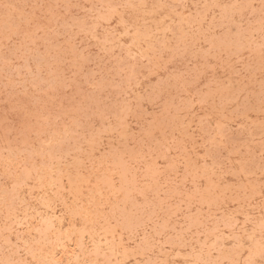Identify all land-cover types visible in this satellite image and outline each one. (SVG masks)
Segmentation results:
<instances>
[{"label":"rangeland","instance_id":"rangeland-1","mask_svg":"<svg viewBox=\"0 0 264 264\" xmlns=\"http://www.w3.org/2000/svg\"><path fill=\"white\" fill-rule=\"evenodd\" d=\"M18 1L0 264H264V0Z\"/></svg>","mask_w":264,"mask_h":264},{"label":"bare ground","instance_id":"bare-ground-1","mask_svg":"<svg viewBox=\"0 0 264 264\" xmlns=\"http://www.w3.org/2000/svg\"><path fill=\"white\" fill-rule=\"evenodd\" d=\"M29 1H30V0H29ZM31 1H32V0H31ZM33 1H34V0H33ZM33 1H32V2H33ZM40 1H41V0H40ZM18 2H20V0H19ZM41 2H42V1H41ZM22 4H23V2H22ZM128 5H129V4H128ZM138 5H140V4H138ZM141 5H142V4H141ZM144 5H145V4H144ZM130 6L132 7L133 5H130ZM14 7H16V6H14ZM17 7H18V5H17ZM132 8H133V7H132ZM135 8H136V7H135ZM17 9H18V8H17ZM20 9H21V8H20ZM20 9H18V10L20 11ZM131 10H132V9H131ZM143 12L146 13V11H143ZM55 13H56V12H55ZM121 13H123V12H121ZM51 14H52V13H51ZM164 14H165V13H164ZM53 16H54V15H53ZM134 16H135V15H134ZM137 17L139 18L140 16H137ZM24 18H26V17H24ZM48 18L50 19V17H48ZM52 18H53V17H52ZM134 18H135V17H134ZM140 18H142V17H140ZM53 19H54V18H53ZM47 20H48V19H47ZM55 20H56V18L54 19V21H55ZM51 21H53V20L51 19ZM54 21H53V22H54ZM49 22H50V21H49ZM66 22H67V21H66ZM143 22H145L144 19H143ZM8 23H9V22H8ZM3 24H4V23H3ZM5 24H6V23H5ZM10 24H11V23H10ZM49 24H50V23H49ZM11 25H12V24H11ZM2 26H4V25H2ZM0 27H1V26H0ZM4 27H5V26H4ZM4 27H3V28H4ZM46 27H47V26H46ZM7 28H8V27H6V29H7ZM12 31H13V30H12ZM66 31H68V30H66ZM137 31H139V30H137ZM8 32H9V31H8ZM27 32H29V31H27ZM27 32H26V33H27ZM30 32H31V31H30ZM6 34H7V33H6ZM13 34H15V32H14ZM21 35H23V34H21ZM13 36H16V34L13 35ZM30 36H31V35H30ZM30 36H29V37H30ZM8 37H10V36H7V38H8ZM23 37H24V36H23ZM31 38H32V37H31ZM9 39H10V38H9ZM9 39H7V40H9ZM32 39H33V38H32ZM22 41H23V40H22ZM30 41H31V40H30ZM30 41H29V42H30ZM12 42H13V41H12ZM62 42H63V41H62ZM62 42H61V43H62ZM19 43H20V42H19ZM24 43L26 44L27 42H24ZM61 43H60V44H61ZM10 44H12V43H10ZM25 44H24V45H25ZM2 45H3V44H2ZM19 45H20V44H19ZM17 46H18V45H16V47H17ZM60 46H61V45H60ZM1 47H2V46H1ZM11 47H13V46H11ZM16 47H15V48H16ZM21 47H22V46H21ZM23 47H24V46H23ZM15 48H14V50L16 51L17 48H16V49H15ZM8 49H9V47H8ZM11 50H12V49H11ZM18 50H19V49H18ZM15 51H14V52H15ZM23 51H25V49H24ZM26 51H27V50H26ZM26 51H25V52H26ZM8 52H10V49L8 50ZM27 52H28V51H27ZM3 53H4V52H3ZM3 53H2V55H3ZM11 53H12V51H11L9 54L11 55ZM21 53H22V52H21ZM29 53H30V52H29ZM0 54H1V53H0ZM5 54H6V53H5ZM23 54L25 55L24 52H23ZM30 54H31V53H30ZM14 55H15V53H14ZM14 55H13V56H14ZM0 56H1V55H0ZM7 56H8V55H7ZM16 56H17V55H16ZM26 56H27V55H26ZM11 57H12V56H10V59H11ZM31 57H33V56H31ZM1 58H4V57L1 56ZM5 58H6V57H5ZM5 58H4V59H5ZM8 58H9V57H8ZM8 58H7V59H8ZM7 59H5L4 61L7 62ZM21 59H23V58L21 57ZM16 60H17V59H16ZM26 60L28 61L27 58H26ZM26 60H25V58H24L23 64L25 63ZM34 60H35V59H34ZM27 63H29V61H28ZM15 64H16V66H17V63H15ZM15 64H14V65H15ZM18 64H19L18 66L21 65V63H18ZM26 65H27V64H26ZM26 65H25V66H26ZM57 133H59V132H57ZM57 133H55V134H57ZM53 134H54V133H53ZM59 134H60V133H59ZM39 179H40V178H39ZM44 179L47 180L48 178H43V180H44ZM43 180L40 181V182L43 183V182H44ZM47 181L50 182L51 180H47ZM45 182H46V181H45ZM51 182H52V181H51ZM46 183H47V182H46ZM46 183L43 184V185H48V184H49V183H48V184H46ZM41 185H42V184H41ZM43 185H42V187L44 188ZM52 185H53V184H52ZM48 186H49V185H48ZM46 187H47V186H46ZM43 188H42V189H43ZM49 188H50V187H49ZM51 188L53 189V187H51ZM42 189H41V187L39 188V190H42ZM47 190H48V189H47ZM47 190H46V192H47ZM49 190H50V189H49ZM49 190H48V191H49ZM50 191H51V190H50ZM37 192H38V191H37ZM41 192H42V191H41ZM44 192H45V191H43L42 193H44ZM46 192H45V193H46ZM53 192H54V191H53ZM42 193H39V192H38V194H40V195H41ZM54 193H55V192H54ZM49 194H50V193H49ZM55 195H56V194H55ZM57 197L60 198L59 196H57ZM36 201H38V200H36ZM47 201H48V200H46V202H47ZM38 202H39V201H38ZM33 204H34V203H33ZM39 204H40V202H39ZM48 206H49V204H48ZM33 207H34V205H33ZM49 210H50V209H49ZM51 210H52V209H51ZM73 210L75 211V209H73ZM52 211H53V210H52ZM53 212H54V211H53ZM45 214L48 215L47 213H45ZM51 215H52V214H51ZM53 216H54V215H53ZM55 216H57V215H55ZM62 216H63V215H62ZM62 216H61L60 218H62ZM46 217H47V216H46ZM72 217H73V216H72ZM20 218H21V217H20ZM47 218H49V216H48ZM56 218H57V217H56ZM56 218H55V220H56ZM68 218H69V217H68ZM18 219H19V218H18ZM53 219H54V218H53ZM53 219H52V220H53ZM69 219H71V218H69ZM22 220H23V219H22ZM24 220H25V217H24ZM48 220H49V219H48ZM58 220H59V217H58ZM58 220H57V221H58ZM19 221H20V219L18 220V222H19ZM50 221H51V220H49V222H50ZM57 221H56V222H57ZM69 221H70V220H69ZM18 222H17V223H18ZM25 223H26V222H25ZM50 223H52V225H55V224H53V222H50ZM59 224H61V221H60ZM20 225H21V224H20ZM23 226H25L24 223H23ZM27 226H28V224L26 225V227H27ZM27 228H28V227H27ZM63 233H64V232H63ZM101 234H102V233H101ZM101 234H100V236H101ZM57 235H58V237H56V238H60V237H62V236H59V234H57ZM60 235H62V234H60ZM64 235H65V234H64ZM97 235H98V234H97ZM97 235H96V236H97ZM68 236H69V237H67V238H70V235H69V234H68ZM71 236H72V235H71ZM92 236H95V235H92ZM21 237H23V236L21 235ZM24 237H26V236H24ZM81 237H82V235H81ZM89 237H91V236H89ZM101 237H103V235H102ZM91 238H92V237H91ZM25 239H26V238H25ZM81 239H84V237H82ZM88 239H89V238H88ZM99 239H100V238H98V240H99ZM58 240H60V239H58ZM61 240H62V239H61ZM66 240H67V242H68V239H66ZM91 240H92V239H91ZM28 241H29V240H28ZM78 241H79V239H78ZM94 241H95V240H94ZM100 241H102V240H100ZM100 241H99V243H100ZM24 242H25V241H24ZM58 242H59V241H58ZM61 242H62V241H60L59 245L61 244ZM79 242H83V241H79ZM29 243H30V241H29ZM48 243L50 244V246L52 245V243H50V242H48ZM48 243H47V244H48ZM54 243H55V242H54ZM54 243H53V244H54ZM83 243H84V242H83ZM87 243H88V242H87ZM99 243H98V244H99ZM104 243H106V241H105ZM49 244H48V245H49ZM55 244H56V243H55ZM55 244H54V246H55ZM89 244H90V242H89ZM89 244H88V245H89ZM93 244H94V243H93ZM93 244H92V245H93ZM102 244H103V243H102ZM24 245H25V243H24ZM27 245H28V244H27ZM85 245L87 246V244H85ZM45 246H46V244H45ZM54 246H53V247H54ZM56 246L58 247V245H56ZM61 246H62V244H61ZM63 246H64V245H63ZM65 246H66V245H65ZM95 246H96V248H97V245H94V247H95ZM47 247H49V246H47ZM57 247H55V248H57ZM59 247H60V246H59ZM91 247H92V249L94 248L93 246H91ZM26 248H28V246H27ZM31 248H32V247H31V244H30V250H32ZM51 248H52V247H51ZM62 248H63V247H62ZM87 248H88V247H87ZM96 248H94V249H96ZM28 249H29V248H28ZM33 249H34V248H33ZM47 249H48V248H47ZM64 249H65V248H64ZM97 249H99V248H97ZM52 250H53V249H52ZM52 250H51V251H52ZM66 250H67V249H66ZM99 250H100V249H99ZM26 251H27V250H26ZM28 251H29V250H28ZM28 251H27V252H28ZM64 251H65V250H63V253H64ZM67 251H68V250H67ZM29 252H30L29 254H31V255L33 254L32 257L36 254V253L34 254V252H36V251H34V250H32L33 253H32L31 251H29ZM49 252H50V248H49ZM10 253H12V252H10ZM47 254H48V256L51 255V254H49V253H47ZM47 254H46V255H47ZM64 254H66V253H64ZM67 254H68V253H67ZM71 254H72V253H71ZM12 255H13V254H12ZM36 255H37V254H36ZM62 255H63V254H62ZM68 255H70V254H68ZM72 255H74V254H72ZM72 255H71V258H72ZM41 256H43V255H41ZM54 256H55V255H54ZM63 256H65V255H63ZM74 256H75V255H74ZM34 257H35V256H34ZM34 257H33V258H34ZM44 257L46 258L47 256H44ZM44 257H43V259H44ZM41 258H42V257H41ZM49 258H50V257H49ZM52 258H53V257H52ZM52 258H50L49 261H52V264H53V263H54V262H53V259H54V258H53V259H52ZM57 258H58V257H57ZM65 258H66V257H65ZM86 258H87V256H86ZM90 259H91V258H90ZM35 260H38V261H39L38 258H37V259H34V260L32 259V261H35ZM44 260H45V259H44ZM44 260H43V261H44ZM62 260H63V259H62ZM66 260H67V259H66ZM72 260H73V259H72ZM74 260H75V259H74ZM87 260H88V259H87ZM54 261H55V260H54ZM70 261H71V260H70ZM39 262H42V259H41ZM61 262H62V261H61ZM68 262H69V261H68ZM84 262H86V260H85ZM88 262H89V261H88ZM35 263H36V264H39L37 261H36ZM44 263H45V262H44ZM69 263H70V262H69ZM74 263H75V262H74ZM32 264H33V263H32ZM40 264H43V263H40ZM45 264H46V263H45ZM54 264H55V263H54ZM56 264H57V263H56ZM63 264H64V263H63ZM66 264H67V263H66Z\"/></svg>","mask_w":264,"mask_h":264}]
</instances>
